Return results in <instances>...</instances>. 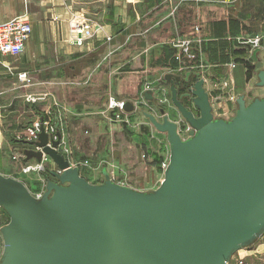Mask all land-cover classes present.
I'll return each instance as SVG.
<instances>
[{
	"label": "water",
	"instance_id": "1",
	"mask_svg": "<svg viewBox=\"0 0 264 264\" xmlns=\"http://www.w3.org/2000/svg\"><path fill=\"white\" fill-rule=\"evenodd\" d=\"M190 75L169 73L160 82L170 87L190 127L188 138L165 108L163 120L144 111L170 146L164 179L152 191L119 184L106 170L103 183H90L59 152V124L54 134L42 119L37 140L30 141L37 149L25 153L39 161L50 157L58 167L49 170L56 180L47 176L46 191L36 197L24 182L0 173V207L10 218L1 228L0 264H230L239 250L259 240L264 96L247 103L240 95L231 119L216 118L204 78L179 93L175 83H188ZM258 78L264 87V69ZM153 94L149 89L147 99Z\"/></svg>",
	"mask_w": 264,
	"mask_h": 264
},
{
	"label": "rangeland",
	"instance_id": "2",
	"mask_svg": "<svg viewBox=\"0 0 264 264\" xmlns=\"http://www.w3.org/2000/svg\"><path fill=\"white\" fill-rule=\"evenodd\" d=\"M132 1L134 3L137 0ZM193 1L196 26L188 40L178 37L180 47H178L179 52L175 51L177 55L174 56L173 63L164 68L162 65H158L159 67L154 65L155 70L143 75L136 71L132 83L137 85L131 88L117 87L113 96L108 100L113 113H110L113 117L110 123L120 124L130 137L129 142L123 145L128 158L115 161L111 154L112 144L104 134H93L89 127H84L81 134L77 133L81 118L85 120V113L73 117L68 109L69 106L66 105L64 88L54 87L53 92L46 98L43 96L46 88H36L37 91L34 92L40 94L38 95L33 93L31 87L26 86L27 89H23L24 86L19 84L20 95L14 98L8 96L0 106V172L24 182L36 197H41L46 191L47 176L56 180L49 170L57 171L58 167L50 157L45 156L39 161L34 156L28 157L25 153L29 149H37L30 141L37 140L38 135L33 136L31 130L37 124L40 129L42 119H44L47 131L54 134L56 133L54 125L59 124L62 131L59 152L69 160L73 167H79L81 176L90 183H103L106 180L103 170L106 168L113 181L139 191H152L157 189L164 179L165 169L169 163L170 146L166 134L154 127L149 118L144 115V111L153 113L159 120H163L160 108H167L170 112V119L179 124L183 138L189 137L190 130L189 125L172 102L170 87L160 85L161 81L157 83L159 78L169 73L182 74L183 77L191 73L190 81L195 83L199 78L206 80L204 77L206 76L209 79L204 84L206 90L208 88L207 91L211 97L219 101L227 99L229 95L225 93L228 89L234 92L235 87L228 80L226 72L212 74V70L218 69L219 66L229 67L232 70L238 68L239 78L241 80L244 78L249 87L240 95H245L247 103L255 97H263L264 87L258 86L257 83L258 73L264 69V0ZM209 5H213V8H207ZM209 10H212L213 16H222V23L226 24L224 30L226 26H229L226 31L237 33L229 38L206 39L201 33V28L202 19L212 17V14L205 16V12ZM133 11H138V9L133 7ZM19 17L27 18L26 15L16 18ZM224 17L226 19H223ZM34 31L36 30H33L28 39L24 58L12 59L13 65L20 67L28 65L26 55ZM25 81L31 83L30 79ZM149 89H154L153 99L146 97ZM127 103L133 105L132 110L125 109ZM184 103L189 109L194 110L196 115H199L190 99L185 98ZM237 109L238 103L224 119H231ZM100 115L103 117L102 114ZM215 117L220 118L218 115ZM99 123L95 126L100 131L104 126ZM9 220L7 212L0 207L1 246L3 245L1 228ZM259 243H264V234L254 244ZM235 257L240 256L236 253ZM1 258L2 253H0V261Z\"/></svg>",
	"mask_w": 264,
	"mask_h": 264
},
{
	"label": "crops",
	"instance_id": "3",
	"mask_svg": "<svg viewBox=\"0 0 264 264\" xmlns=\"http://www.w3.org/2000/svg\"><path fill=\"white\" fill-rule=\"evenodd\" d=\"M133 7L138 11H133ZM207 8L212 9L213 5ZM194 9L193 0H0V21L26 15L36 30L28 45V65L11 63L12 59L24 58L26 51L20 56L0 54V106L8 96L20 95L19 84L23 89L31 87L38 95L36 88H46V98L54 87L64 88L66 105L73 117L85 113L77 133L89 127L93 134L106 135L112 144L113 159L123 161L128 158L123 145L130 137L120 124L110 123L113 113L108 100L117 87L137 85L132 83L136 71L143 75L155 70L154 65L164 68L173 63L180 47L178 37L188 40L194 32ZM208 14L212 17L202 19L201 28L206 39L229 38L237 33L226 31L229 26L224 30L222 16H213L212 10L205 12V16ZM78 22L93 25L92 36L82 46L74 39V23ZM217 68L211 73L226 72L235 87L234 92L228 89L225 93L229 95L227 99L218 101L209 94L214 115L227 118L235 109L237 98L249 87L244 78H239L238 68ZM21 73H26L31 83L21 80ZM204 77L207 82L209 79ZM175 84L183 93L194 83L183 80ZM99 121L104 126L100 131L95 126ZM237 254L251 264H262L264 243L241 249Z\"/></svg>",
	"mask_w": 264,
	"mask_h": 264
},
{
	"label": "built area",
	"instance_id": "4",
	"mask_svg": "<svg viewBox=\"0 0 264 264\" xmlns=\"http://www.w3.org/2000/svg\"><path fill=\"white\" fill-rule=\"evenodd\" d=\"M31 22L24 17L10 19L8 21H0V54L20 56L26 50L29 37L33 32ZM92 25L88 22H78L74 26V39L77 45L82 46L86 40L92 36ZM22 80H28L26 73L20 75ZM123 105V104H122ZM39 131L38 124L31 133L37 136ZM230 264H251L245 258L232 257Z\"/></svg>",
	"mask_w": 264,
	"mask_h": 264
},
{
	"label": "bare ground",
	"instance_id": "5",
	"mask_svg": "<svg viewBox=\"0 0 264 264\" xmlns=\"http://www.w3.org/2000/svg\"><path fill=\"white\" fill-rule=\"evenodd\" d=\"M1 250V249H0ZM3 250V249H2ZM0 253H2V251L0 252Z\"/></svg>",
	"mask_w": 264,
	"mask_h": 264
}]
</instances>
